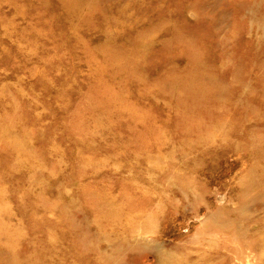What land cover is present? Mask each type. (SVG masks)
Wrapping results in <instances>:
<instances>
[{"label":"rangeland","instance_id":"1","mask_svg":"<svg viewBox=\"0 0 264 264\" xmlns=\"http://www.w3.org/2000/svg\"><path fill=\"white\" fill-rule=\"evenodd\" d=\"M0 264H264V0H0Z\"/></svg>","mask_w":264,"mask_h":264}]
</instances>
